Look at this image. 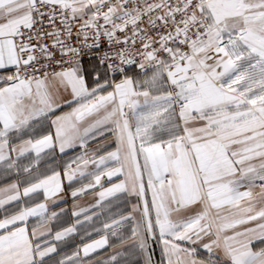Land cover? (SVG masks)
Returning <instances> with one entry per match:
<instances>
[{
    "label": "snow or ice",
    "instance_id": "6c2138e0",
    "mask_svg": "<svg viewBox=\"0 0 264 264\" xmlns=\"http://www.w3.org/2000/svg\"><path fill=\"white\" fill-rule=\"evenodd\" d=\"M0 179V264H264V0H0Z\"/></svg>",
    "mask_w": 264,
    "mask_h": 264
},
{
    "label": "crops",
    "instance_id": "0c3cea01",
    "mask_svg": "<svg viewBox=\"0 0 264 264\" xmlns=\"http://www.w3.org/2000/svg\"><path fill=\"white\" fill-rule=\"evenodd\" d=\"M92 147H96L95 143L91 144ZM79 154V149H77L76 151H70L68 152L67 156L62 158L60 161V170L63 171L64 168V161ZM76 165L73 164V168H75ZM89 168L92 167L91 165L88 166ZM79 177V173H77V183L75 186H80L83 183H87L89 182V180L91 179L90 177H85V179L83 181L78 179ZM106 180V178H102V183H104ZM5 181L3 179H0V184L4 183ZM113 182H115L113 180ZM67 181H64L65 186H67ZM107 186V184L105 183V187ZM100 191V188L97 187L95 189V192L93 191H89L88 194L86 195H80L77 203L81 206V207H88L90 204H94V198L96 197V193H98ZM63 195V194H62ZM64 199H66L67 201V205L63 204V203H58L57 207L58 208H66V212L67 215L65 217V224L64 226H67V224H71L72 223V217H71V209H72V204H73V198L71 197L70 191L68 192V194L66 196H64ZM51 205H50V209H51ZM117 208L114 207V210H116ZM92 238H97L96 235H92ZM84 242H87V240H85ZM68 247L67 248H62V251L64 252H68L70 253L76 246V244L80 243V236H75L74 237V241L73 240H69L68 242ZM102 252L100 250H98L96 255L101 254Z\"/></svg>",
    "mask_w": 264,
    "mask_h": 264
},
{
    "label": "rangeland",
    "instance_id": "374dc122",
    "mask_svg": "<svg viewBox=\"0 0 264 264\" xmlns=\"http://www.w3.org/2000/svg\"><path fill=\"white\" fill-rule=\"evenodd\" d=\"M118 209H116V210H114V208H113V211L115 212V211H117ZM103 217H100V221H103ZM100 221H97V227H100ZM95 233H93V235H94ZM103 254H101L100 256H98V255H96V257L95 258H100L101 256H102ZM156 257H157V259L159 258V251H157L156 252Z\"/></svg>",
    "mask_w": 264,
    "mask_h": 264
},
{
    "label": "trees",
    "instance_id": "16d2710c",
    "mask_svg": "<svg viewBox=\"0 0 264 264\" xmlns=\"http://www.w3.org/2000/svg\"><path fill=\"white\" fill-rule=\"evenodd\" d=\"M101 254H103V253H101ZM101 254H99L98 256H100Z\"/></svg>",
    "mask_w": 264,
    "mask_h": 264
}]
</instances>
